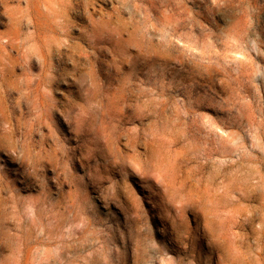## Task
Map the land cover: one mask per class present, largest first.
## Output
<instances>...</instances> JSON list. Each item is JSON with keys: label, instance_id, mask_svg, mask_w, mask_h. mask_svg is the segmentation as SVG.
<instances>
[{"label": "rangeland", "instance_id": "obj_1", "mask_svg": "<svg viewBox=\"0 0 264 264\" xmlns=\"http://www.w3.org/2000/svg\"><path fill=\"white\" fill-rule=\"evenodd\" d=\"M1 98L0 264H264V0H0Z\"/></svg>", "mask_w": 264, "mask_h": 264}, {"label": "bare ground", "instance_id": "obj_2", "mask_svg": "<svg viewBox=\"0 0 264 264\" xmlns=\"http://www.w3.org/2000/svg\"><path fill=\"white\" fill-rule=\"evenodd\" d=\"M40 30V29H39ZM38 31V30H37ZM56 31V30H55ZM54 32V31H53ZM37 33V32H36ZM60 33V32H59ZM36 37V36H35ZM37 39V38H36ZM40 42V41H39ZM36 43V42H35ZM38 44V43H37ZM41 46H43V45H41ZM41 46H39V50L41 49ZM29 48V47H28ZM34 49H36V48H34ZM33 48H31V50H32V53H30V54H32L33 55V52L35 51ZM29 50V49H28ZM30 51V50H29ZM31 55V56H32ZM47 61V60H46ZM34 62V61H33ZM41 64H43V63H41ZM44 64H45V62H44ZM31 65V64H30ZM36 68H38V70H42L43 69V65L41 66L40 65V63H39V65L38 66H36ZM8 72H10V73H13V70H9ZM94 74V73H93ZM16 75V74H15ZM14 75V76H15ZM28 75V74H27ZM2 81H1V84L4 86L5 85V81H6V71L5 72H2ZM5 76V77H4ZM28 77V76H27ZM30 77V76H29ZM15 78H17V77H15ZM8 79V78H7ZM27 81H28V84L29 83H32L35 87V91H34V93H35V95H41V94H43L44 93V91H42V90H39V88L40 87H43V86H47V84L50 82V80H47V78L46 77H43V76H37V77H33V78H28L27 79ZM32 86V85H31ZM33 88V89H34ZM6 90V89H5ZM3 97V96H2ZM0 104L4 107L5 105H6V101H5V99L4 98H1L0 99ZM34 107H38V108H40V109H45L44 111L45 112H48L49 111V109H50V107H51V105L47 102V101H45V100H38V99H35L34 100ZM168 154H169V152H168ZM164 157H165V155H164ZM167 157V156H166ZM178 169H175V170H173V172H172V176H171V178L173 179V181H175L177 178H178ZM181 188H182V186H181Z\"/></svg>", "mask_w": 264, "mask_h": 264}]
</instances>
